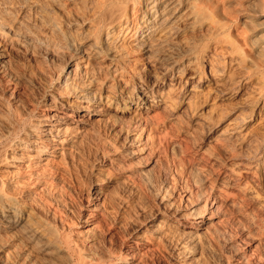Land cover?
<instances>
[{
    "label": "bare ground",
    "instance_id": "6f19581e",
    "mask_svg": "<svg viewBox=\"0 0 264 264\" xmlns=\"http://www.w3.org/2000/svg\"><path fill=\"white\" fill-rule=\"evenodd\" d=\"M33 27L40 34L32 31L31 47L35 38L29 44L21 34ZM12 50L47 69L39 64L35 73ZM25 85L36 91L21 108L14 91ZM1 87L9 102L0 101V264H133L129 253L119 262L96 247L92 213L73 222L75 239L52 224L53 206L62 205L53 161L73 158L84 133L97 139L118 130L137 160L160 127L189 121L264 177V0H0ZM104 186L92 188L95 216ZM110 198L107 215L116 208ZM165 200L133 224V232L146 226L138 246L157 243L170 264L251 263L224 248L218 258L208 246L216 201L209 207L202 191L188 207Z\"/></svg>",
    "mask_w": 264,
    "mask_h": 264
},
{
    "label": "rangeland",
    "instance_id": "374dc122",
    "mask_svg": "<svg viewBox=\"0 0 264 264\" xmlns=\"http://www.w3.org/2000/svg\"><path fill=\"white\" fill-rule=\"evenodd\" d=\"M33 28L35 30L22 31L21 34L25 38L24 41L27 40L29 44L33 43L30 45L31 47L38 45L35 43L37 37L34 36L40 34L39 27ZM32 31H36V34L34 35ZM28 32L31 34L29 35ZM56 37L59 36L56 34L54 37L52 36V44L55 43ZM33 38L35 39L33 40ZM30 40L34 42L31 43ZM11 54L31 65L32 69L36 71L35 73H40L41 66L44 67L41 68L42 70L47 69L46 65L40 64L43 59L37 56L33 57L26 55L25 51L18 52L16 50H12ZM18 89L14 92L18 100H21L20 107L22 108L24 106L22 102L27 101V96L33 97L36 90L29 85ZM0 92L4 94L0 93L2 96L0 101L4 104L9 102L7 98L9 90L6 91L1 87ZM42 108V106L39 107V111ZM174 124L169 123L167 126L153 131L154 144L151 143V146H148V153L137 160L128 156V146L124 144L118 130L114 132L109 128L104 129L97 139L93 138V135L82 134L78 146L80 154L75 151V158L70 157L66 163H62L63 161L60 163L59 160L57 163L56 160L53 161L56 171L54 173L56 178L53 175V181L56 183L53 185L58 189V191L56 189L58 196L61 195L59 201L62 200V203L60 202L62 209L56 208V206L52 208L53 214L57 212V215H53L56 219L54 220L52 217L53 226L60 234H67L75 239L81 230L80 224L73 225V222L79 221L80 216L85 219L92 213L91 222L98 225L97 228L96 226L94 228L95 245L100 251L111 250L113 258L119 262L129 253L133 258H131L133 264H170L169 254L157 248V243L152 246H148L151 245L148 242L147 246L136 244L134 238L141 234L146 226L133 232V224L143 221L147 215H150L158 206L160 207L162 197H165L166 205L174 204L176 207H185L196 201L202 191L206 199L209 198V207L213 201L217 202L215 207L218 206L219 218L213 219L211 223L217 235L215 234L213 240L207 243L208 246L216 248L214 255L217 253L216 257L220 258L221 252L228 249L233 256L245 255V259H248L250 264H264L263 258L260 257L261 255L263 257L264 252V177L260 178L261 176L254 170L250 171L239 166L237 157L227 152L216 140L208 139L207 128L195 127L189 121L180 127L176 124L174 126ZM115 149L116 152H111ZM61 164L63 167L60 166ZM97 169H102V171ZM126 176L129 177L123 178ZM232 178L236 180H232ZM230 180L231 182H229ZM97 181H101L105 185L104 189L106 186L108 187L102 191L106 202H101L104 205L101 207V212L95 216L96 214L88 209L92 204L99 203L95 201L97 194L92 190ZM139 181L140 183L144 182L146 185L144 187L151 188L150 195L145 194L141 189ZM110 197L113 200L117 197L116 202H113L116 208L110 210L111 213L107 215ZM188 197L191 199L186 203ZM161 210L165 212L164 209L161 208ZM75 232L76 234H74ZM230 239L233 241V247H230L232 246L229 243ZM129 246H133V249H130Z\"/></svg>",
    "mask_w": 264,
    "mask_h": 264
}]
</instances>
